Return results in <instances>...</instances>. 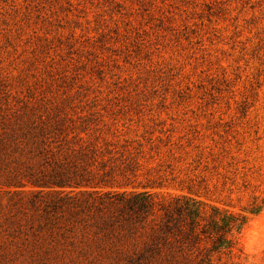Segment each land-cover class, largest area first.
<instances>
[{
	"label": "rangeland",
	"instance_id": "1",
	"mask_svg": "<svg viewBox=\"0 0 264 264\" xmlns=\"http://www.w3.org/2000/svg\"><path fill=\"white\" fill-rule=\"evenodd\" d=\"M30 114L110 152L96 191L230 214L211 264H264V0H0V118Z\"/></svg>",
	"mask_w": 264,
	"mask_h": 264
},
{
	"label": "trees",
	"instance_id": "2",
	"mask_svg": "<svg viewBox=\"0 0 264 264\" xmlns=\"http://www.w3.org/2000/svg\"><path fill=\"white\" fill-rule=\"evenodd\" d=\"M23 116L0 118V187L37 191L12 192L17 198L0 208L3 256L25 264H211L233 248L232 215L190 198L96 191L110 173V152L99 151L97 138L57 115Z\"/></svg>",
	"mask_w": 264,
	"mask_h": 264
}]
</instances>
